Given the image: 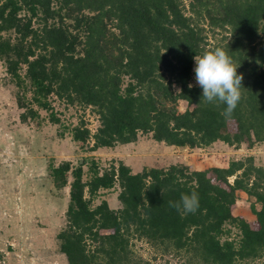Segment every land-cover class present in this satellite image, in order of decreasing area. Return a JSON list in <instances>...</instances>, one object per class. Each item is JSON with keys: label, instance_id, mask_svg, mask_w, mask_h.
<instances>
[{"label": "trees", "instance_id": "obj_1", "mask_svg": "<svg viewBox=\"0 0 264 264\" xmlns=\"http://www.w3.org/2000/svg\"><path fill=\"white\" fill-rule=\"evenodd\" d=\"M187 5L185 0H0V61L18 87L22 120L40 117L41 108L59 123L56 97L97 114L95 130L83 120L70 129L72 139L90 151L133 143L140 133L190 149L217 141L237 148L263 142L264 0ZM218 47L243 75L242 98L230 118L222 115L225 105L205 102L202 88L191 82L195 56ZM180 101L187 103L185 110ZM83 160L50 168L57 188L70 187L68 227L58 235L68 264H125L134 235L163 252L189 254L196 264H243L264 256V166L253 156L226 166L175 163L139 172L124 161L101 168ZM116 186L121 207L114 209L105 199L93 205L103 190ZM193 191L200 200L195 214L169 206ZM243 192L252 218L235 213Z\"/></svg>", "mask_w": 264, "mask_h": 264}, {"label": "rangeland", "instance_id": "obj_2", "mask_svg": "<svg viewBox=\"0 0 264 264\" xmlns=\"http://www.w3.org/2000/svg\"><path fill=\"white\" fill-rule=\"evenodd\" d=\"M188 2L185 0L187 8ZM209 40L215 43L216 38L210 33ZM191 82L196 84L195 73ZM17 90L0 61V264H68L67 256L60 250L58 235L68 227L70 187L57 188L50 169L64 160L77 165L85 158L88 163L96 161L101 168L113 161H124L134 172L146 166L169 167L175 163L195 169L226 166L230 160L247 156H253L256 164L264 166V141L252 147L243 143L240 148L217 141L205 148L190 149L168 146L149 133H140L127 146L117 144L90 151L88 145L72 139L70 129L83 120L95 130L99 119L92 108L70 106L53 97V111L57 112L59 123L51 120V111L41 108L40 117L23 121L21 114L25 109L19 107ZM27 96L30 98L31 94ZM186 108L187 103L180 101L179 109ZM88 163L84 166L86 171ZM87 178L85 174L84 180ZM118 187L103 190L93 205L105 199L112 208L121 207ZM235 213L246 218L254 216L244 192ZM236 233L234 230L232 234L235 238ZM89 242V247L94 248V243ZM128 251L129 262L125 264H196L189 254L163 252L136 235L131 236ZM243 264H264V256Z\"/></svg>", "mask_w": 264, "mask_h": 264}, {"label": "clouds", "instance_id": "obj_3", "mask_svg": "<svg viewBox=\"0 0 264 264\" xmlns=\"http://www.w3.org/2000/svg\"><path fill=\"white\" fill-rule=\"evenodd\" d=\"M195 81L202 88V98L207 103L223 104L225 118H230L242 98L243 75L223 48H216L195 56ZM193 85H189L192 87ZM169 206L184 214H195L200 207L198 193L182 194L179 201H169Z\"/></svg>", "mask_w": 264, "mask_h": 264}, {"label": "crops", "instance_id": "obj_4", "mask_svg": "<svg viewBox=\"0 0 264 264\" xmlns=\"http://www.w3.org/2000/svg\"><path fill=\"white\" fill-rule=\"evenodd\" d=\"M129 144H131V143H128V144H126L125 146H127V145H129Z\"/></svg>", "mask_w": 264, "mask_h": 264}]
</instances>
